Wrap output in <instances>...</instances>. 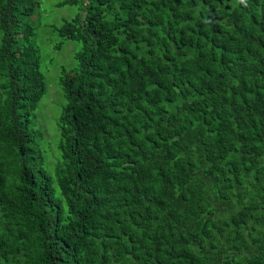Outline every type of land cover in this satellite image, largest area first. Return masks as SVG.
<instances>
[{"label":"trees","instance_id":"1","mask_svg":"<svg viewBox=\"0 0 264 264\" xmlns=\"http://www.w3.org/2000/svg\"><path fill=\"white\" fill-rule=\"evenodd\" d=\"M41 1L0 0V264H264V0L57 2L55 177Z\"/></svg>","mask_w":264,"mask_h":264},{"label":"rangeland","instance_id":"2","mask_svg":"<svg viewBox=\"0 0 264 264\" xmlns=\"http://www.w3.org/2000/svg\"><path fill=\"white\" fill-rule=\"evenodd\" d=\"M59 1L42 0L39 14L32 19L37 28V43L42 55L41 68L46 75L49 87L48 94L43 97L38 109L39 124L44 131L42 147L46 157L45 166L54 177L60 158L58 119L65 102L60 90L61 86H59L61 68L62 66L70 68L75 63L74 53L81 47L78 41L68 40L65 41L61 49L57 48V44L62 39L51 31L49 24L60 23L64 17H71L78 11L76 6L56 7V3ZM59 109L60 113L57 116Z\"/></svg>","mask_w":264,"mask_h":264}]
</instances>
